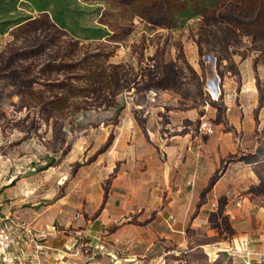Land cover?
I'll list each match as a JSON object with an SVG mask.
<instances>
[{"label":"rangeland","instance_id":"obj_1","mask_svg":"<svg viewBox=\"0 0 264 264\" xmlns=\"http://www.w3.org/2000/svg\"><path fill=\"white\" fill-rule=\"evenodd\" d=\"M83 4L102 6L108 14L94 23L115 32L112 36L118 39L75 44L45 19L0 36V214L13 200L24 199L17 206L27 211L35 202H50L68 194L62 211L42 214L40 218L46 222L39 231L28 219L20 222L29 224L34 246L39 237H70L86 223L82 200L85 202L87 194H93L99 184L104 189L110 187L113 175L140 150L153 145L156 138L174 134L200 151L209 141L219 140L226 148L217 169L220 177L233 164L231 175L241 180L229 181L232 187L237 186L230 195L231 204L246 198L254 205L253 212L259 206L264 208V186L255 189L264 181V161L250 163L255 152L264 155V26L254 35L248 33L251 22L259 16L251 11L248 1L232 2L219 13L193 18L172 30L166 28L162 16H152L149 22L132 13L120 15L107 0ZM60 65L72 68L59 73ZM114 65L120 66L122 82L116 92L117 104L109 107L113 94L105 89L104 80ZM152 65L175 67L177 89L141 93L126 89L124 79L132 81ZM88 70L96 75L90 94L85 79ZM72 77L79 79L75 97L53 87L52 83L70 82ZM217 77L219 98L213 95L210 84ZM205 100L221 101V107ZM202 121L212 124V134L200 132ZM139 138L144 145L137 143ZM48 164L51 167L43 169ZM247 168L253 170L252 175ZM52 225L57 234L48 231ZM223 232L217 238H231ZM79 236L76 245L63 249L79 253V264H127L107 255H122L120 251L125 255L127 251L112 250L108 244L97 248L84 235ZM202 241L191 244H207ZM222 245L185 253L173 245L158 244L134 263L264 264V255L247 260L251 249Z\"/></svg>","mask_w":264,"mask_h":264},{"label":"crops","instance_id":"obj_2","mask_svg":"<svg viewBox=\"0 0 264 264\" xmlns=\"http://www.w3.org/2000/svg\"><path fill=\"white\" fill-rule=\"evenodd\" d=\"M186 142V138L179 134L167 139L156 138L153 145L140 150L133 161H127L126 167L113 175L110 187L104 189L99 184L93 194H87L85 202L82 200L87 219L81 229L75 230L70 237L57 235L46 240L39 237L35 244L40 245L42 251L38 252L33 244L28 248L16 249L11 264H79V253L63 250L76 245L79 235H84L97 248H104L108 244L112 250L121 248L127 251L125 255L121 251L122 255L116 252L107 254L127 264H135L136 259L146 256L158 244L173 245V248L184 249L185 253L211 244H223V247L251 249L252 252L247 255L248 261L263 256L264 208L259 206L253 212L254 205L248 203L246 198L241 207L231 204L229 198L237 186L232 187L229 181H241L231 175L235 169L233 164L227 167L201 203L203 191L208 188L219 168L225 146L219 140H211L197 153L188 150L190 145ZM137 143L140 146L145 144L140 138ZM214 152L217 160L212 154ZM247 169L252 175L253 170ZM5 193H9L8 189ZM53 195L56 196L55 193ZM223 196L228 203L223 215L215 218L213 214L219 211ZM67 198L68 194H65L54 201H38L27 211H21L17 206L22 205L24 199L13 200L4 206L0 220L11 225L28 219L31 227L39 231L46 222L40 218L42 214L49 210L62 211V207L67 205ZM170 216L175 217L174 222ZM224 225L235 230L230 239L217 238L219 234H225ZM198 239L207 244H191Z\"/></svg>","mask_w":264,"mask_h":264},{"label":"trees","instance_id":"obj_3","mask_svg":"<svg viewBox=\"0 0 264 264\" xmlns=\"http://www.w3.org/2000/svg\"><path fill=\"white\" fill-rule=\"evenodd\" d=\"M97 1L99 3L106 0H0V36H4L14 30L24 29L28 26L45 19L48 25L60 32L64 37H68L72 42L78 44L85 41L101 40L104 38L118 39L112 36L115 32H111L106 27L94 23V19H101L105 13L102 6H87L83 2ZM120 15L132 13L144 20L152 22V16H162L166 22V28L177 29L185 25V23L193 18L205 17L211 13H219L230 3H239L240 0H107ZM250 4L252 12L257 14V18L250 24L249 32L251 35L256 34L259 26H264V0H246ZM151 15V16H149ZM39 51V50H38ZM37 53V50L34 51ZM143 70L138 78L128 81L125 80L126 89H135L138 93L150 91L154 89L160 90H175L177 89L176 77L178 73L173 66H163ZM71 65L58 66V72L63 70L68 71ZM195 75V72L192 71ZM96 75L93 71H86L85 79L87 82L86 88L89 89L94 82ZM140 78V79H139ZM78 78L68 80H58L53 84V87L68 91L74 97L78 94L76 81ZM120 66H112V70L104 80V87L111 92V100L107 102L109 107H114L117 104L116 92L121 88ZM83 88V87H81ZM93 91V90H92ZM62 97L60 95L59 100ZM221 101L205 100L204 103L211 104L215 108H220ZM223 111H225L223 109ZM119 110L116 111V114ZM189 123V121H188ZM114 137H111L109 142L113 143ZM255 152L250 157V163L253 165L260 164L264 161V155ZM51 167L50 164L43 169ZM220 178V173L217 171L211 179L207 189L203 191L202 201L206 194L210 191L214 183ZM264 186V181L255 187L256 191ZM228 203L226 197H221L219 211L214 213L215 218L218 215H223L225 205ZM230 236L235 234V230L224 225ZM188 264V262L184 263Z\"/></svg>","mask_w":264,"mask_h":264},{"label":"built area","instance_id":"obj_4","mask_svg":"<svg viewBox=\"0 0 264 264\" xmlns=\"http://www.w3.org/2000/svg\"><path fill=\"white\" fill-rule=\"evenodd\" d=\"M220 95L221 90L219 88V94L217 97L219 98ZM199 130L203 134H212L214 132L212 124L208 121H202ZM188 150H194L199 153L200 147L194 149L190 146L188 147ZM235 204L237 207H241L243 202L236 199ZM77 217H79V215ZM170 220L174 222L175 217L170 216ZM47 229L50 234L54 235L58 233V230L54 225L48 226ZM43 236H45L44 232H42V237ZM32 240V230L27 222L23 221L9 225L0 220V264H11L15 250L30 247ZM35 248L38 252H40V250L42 251L40 245H36Z\"/></svg>","mask_w":264,"mask_h":264},{"label":"bare ground","instance_id":"obj_5","mask_svg":"<svg viewBox=\"0 0 264 264\" xmlns=\"http://www.w3.org/2000/svg\"><path fill=\"white\" fill-rule=\"evenodd\" d=\"M210 84H211V88H212V90L216 88V82H215V81L212 82V83H210ZM216 89H217V92H215V91L213 90V95H214L215 97H217L218 94H219V88H216Z\"/></svg>","mask_w":264,"mask_h":264},{"label":"water","instance_id":"obj_6","mask_svg":"<svg viewBox=\"0 0 264 264\" xmlns=\"http://www.w3.org/2000/svg\"><path fill=\"white\" fill-rule=\"evenodd\" d=\"M207 59H210V58H207ZM211 59H213V58H211ZM218 79H219V78L217 77V78H216V81H215V82H216V88H218ZM216 88L213 89L215 92H217V89H216Z\"/></svg>","mask_w":264,"mask_h":264}]
</instances>
